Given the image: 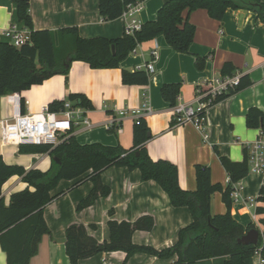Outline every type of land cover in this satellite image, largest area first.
I'll use <instances>...</instances> for the list:
<instances>
[{"label": "crops", "instance_id": "1", "mask_svg": "<svg viewBox=\"0 0 264 264\" xmlns=\"http://www.w3.org/2000/svg\"><path fill=\"white\" fill-rule=\"evenodd\" d=\"M164 1L145 0L133 17L121 16L111 22L102 20L98 13V0H30L29 15L33 30H49L56 35L60 29L74 27L79 36L86 39H114L124 35V27L132 18L139 24L154 20ZM189 22L195 27V34L188 52L176 53L164 36H158L139 44L114 69L95 70L83 61H74L66 76L53 75L43 83L17 93V102L13 94L1 96L0 121L11 118L17 108L20 111L21 99L24 100V113L34 114L53 101H66L69 94H80L89 99L92 109L86 111L89 125H73L71 128L70 134L76 142L79 145H120L128 150L133 146L135 115L132 112L143 109L145 114L142 118L149 128L148 156L154 161L167 160L174 164L182 190H195L194 169L199 164L209 167L213 184L219 183L225 188L229 176L221 158L242 162L245 150L249 152V145L260 132L247 127L245 117L253 107L264 111V23H260L256 14L248 9H227L220 22L210 19L204 10H195L189 14ZM13 24L20 27L15 5L11 0H0V42L9 43L3 30ZM153 51L155 57L152 56ZM196 57L204 59L201 68L196 66ZM149 63L153 64L154 72L149 76L147 86L122 83L121 71L145 70ZM229 63L236 75L247 76L251 83L214 103L206 112L208 139L204 141L193 125L173 126L172 107L162 99L160 88L164 84H178L177 104L194 105L196 89L221 77L222 67ZM120 111L125 115L119 116ZM112 118L118 119L119 123L116 129L110 130L108 125ZM19 146L4 144L0 131V159L4 163L42 172L50 169L52 160L48 153H22ZM248 173L239 181L242 190L239 198L232 201L230 214L244 229L252 225L261 234L260 219L264 216L257 214L256 208L264 207V203L256 201V207L249 208L246 201L257 199L263 179L250 170ZM100 177L109 188V194L99 197L81 211L76 208L89 195L93 187L91 181L76 184L78 180H63L52 190V195L61 194L43 208L50 232L41 237L38 252L29 264H69L65 232L73 223L87 227L89 234L102 244L110 238L107 221L133 223L141 216H150L154 220L152 230L136 231L131 241L135 245L162 250L173 245L179 230L192 221L187 207H172L158 184L153 180L142 181L137 169L129 171L125 167H112L102 171ZM26 187L20 177L7 179L1 189L5 205H8L12 194ZM210 207L212 215L226 212L220 192L211 197ZM175 260V256L161 259L143 253H136L126 260L124 252L116 251L98 253L80 260L78 264H172ZM226 260L227 257H218L196 264H225ZM0 264H7L1 245ZM245 264H260L259 255L252 256Z\"/></svg>", "mask_w": 264, "mask_h": 264}, {"label": "trees", "instance_id": "2", "mask_svg": "<svg viewBox=\"0 0 264 264\" xmlns=\"http://www.w3.org/2000/svg\"><path fill=\"white\" fill-rule=\"evenodd\" d=\"M30 0H11L15 5V15L20 28L30 33V41L21 47L8 42H0V97L12 95L41 84L49 77L59 74L66 76L74 61L85 62L91 69H114L139 44L164 36L165 41L176 53H186L195 34V27L189 22V14L204 10L210 19L222 21L227 9H248L256 14L257 20L264 23V2L261 0H165L157 10L156 18L140 25V30L119 38L104 37L86 39L79 36L74 27L52 31L33 30L29 15ZM145 0H98V13L105 22L120 18L130 4ZM186 15L184 16V13ZM196 66L201 68L204 59L196 57ZM235 74L234 67L225 64L220 72L221 78ZM150 75L145 70L121 71L122 83L126 86H147ZM247 76L240 77L235 88L215 99V103L250 85ZM180 86L164 84L160 88L162 99L173 107L177 104ZM67 100L74 107L92 109L89 99L80 94H69ZM65 101L51 102L47 110L59 112ZM20 112L24 113V100H20ZM249 128L258 129L264 136V111L253 107L245 117ZM117 126V125H116ZM113 130V129H110ZM149 128L143 118L133 123L132 148L126 150L102 144L79 145L70 134L60 137V142L50 145H20L22 153H48L52 164L49 170H27L22 166L8 165L0 159V245L6 255L7 264H29L38 252L39 241L49 234L44 220L43 208L61 193L51 194L59 182L78 180L76 184L89 180L93 187L89 195L81 201L76 210L81 211L93 204L99 197L107 196L109 188L101 182L102 171L112 167H125L129 171L137 169L142 181H155L169 198L172 207H187L192 221L179 230L176 242L169 248L156 250L150 246L134 244L131 241L136 231L149 232L154 220L141 216L130 223L127 221H107L110 232L108 241L98 243L81 224H70L65 232V251L69 264H78L98 253L122 251L128 260L136 253L176 260L172 264H196L199 261L227 257L225 264H245L256 255L264 259V217L260 219L262 232L256 244L243 245L237 241L253 229H244L230 214L233 183L248 176L249 156L244 152L242 162H231L222 157L221 164L230 182L223 188L213 184L208 166L197 165L194 169L196 188L182 190L178 184L177 167L169 161H154L149 158L146 142ZM53 159H56L54 161ZM12 176L20 177L27 187L11 195L8 205L1 196L3 184ZM226 206L224 214L212 215L210 200L216 193ZM257 202L264 203V182L260 187ZM256 213L264 216V207L256 208Z\"/></svg>", "mask_w": 264, "mask_h": 264}, {"label": "built area", "instance_id": "3", "mask_svg": "<svg viewBox=\"0 0 264 264\" xmlns=\"http://www.w3.org/2000/svg\"><path fill=\"white\" fill-rule=\"evenodd\" d=\"M142 3L130 4L123 17H133L141 9ZM140 25L135 19H131L124 27L126 35L133 34L140 30ZM3 35L9 40V43L16 47H21L30 41V33L13 24L3 30ZM156 53L153 51L152 56ZM146 73L151 75L154 72L152 63L147 64ZM240 76L234 74L229 78H215L212 82L204 83L196 89V98L194 105L191 104H176L172 109V124L173 126H182L190 124L202 135V139H208L206 112L214 105L217 97L226 94L230 89L235 88L239 83ZM13 98L19 101V97L13 94ZM87 109L79 106L74 107L73 102L66 100L63 104V109L59 112H49L47 108H43L39 112L21 113L17 108L16 113L9 119H1L0 131L1 139L4 144L9 145H56L60 142V137L71 132L72 126L89 125V119L86 115ZM135 115V121L138 122L145 114V110H136L132 112ZM119 116L125 115L124 111H120ZM119 123L118 119L112 118L108 128L116 129ZM249 170L262 177L264 182V136L259 132L258 137L248 147ZM230 180L228 179V183ZM262 182V184H263ZM242 190L240 182L233 183L231 200L239 198V193ZM247 206L256 207V199L249 198L246 201ZM256 255H259L256 252ZM260 257V264H264V259Z\"/></svg>", "mask_w": 264, "mask_h": 264}, {"label": "water", "instance_id": "4", "mask_svg": "<svg viewBox=\"0 0 264 264\" xmlns=\"http://www.w3.org/2000/svg\"><path fill=\"white\" fill-rule=\"evenodd\" d=\"M56 161V159H53ZM260 233L257 229L253 228L250 231L246 232L241 238L238 239L239 244L251 245L256 244L259 240Z\"/></svg>", "mask_w": 264, "mask_h": 264}, {"label": "rangeland", "instance_id": "5", "mask_svg": "<svg viewBox=\"0 0 264 264\" xmlns=\"http://www.w3.org/2000/svg\"><path fill=\"white\" fill-rule=\"evenodd\" d=\"M63 181V180H62Z\"/></svg>", "mask_w": 264, "mask_h": 264}]
</instances>
